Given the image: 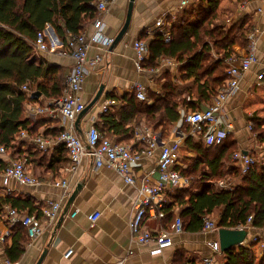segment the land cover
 <instances>
[{
  "label": "trees",
  "instance_id": "1",
  "mask_svg": "<svg viewBox=\"0 0 264 264\" xmlns=\"http://www.w3.org/2000/svg\"><path fill=\"white\" fill-rule=\"evenodd\" d=\"M94 1L0 0V27L8 32L0 47V145L12 158H26L32 166L46 167L57 173L69 163L68 151L62 143L54 147L53 154H48L30 139H19L18 135L25 130L29 138L35 137L41 134L38 128L49 120L45 116H28L27 103L41 97L52 101L63 90V76L57 72V67L42 56L37 61L34 57L37 33L49 24L65 44L67 35L76 34L96 17ZM220 4L221 0H194L182 7L176 22L169 18V40H165L160 32L153 34L144 66H158L161 57L175 62V66L163 70L160 80L157 79L162 92L149 88L150 101L138 100L135 91L122 94L119 98L125 104L117 113L119 119L110 111L101 113L100 124L95 126L101 135L109 137L113 133L118 141L128 138L133 128L125 123L134 118L137 124L145 121L164 137L171 125L183 119L186 112L204 108L212 101L227 76V59L237 56L233 45L247 46V33L253 29V18L249 14L226 23ZM187 80L191 83L186 86ZM23 85L26 90L22 89ZM36 91L40 96L31 99V94ZM109 97L115 99L118 96L109 93ZM250 120L253 132L264 142V130H261L264 122L255 115L250 116ZM60 131L61 128L55 127L45 130L42 135L56 138ZM193 138L187 136L183 142L187 150L195 152L191 167L176 165L183 175L191 178V182L187 187H176L168 193L170 201L163 208L168 219L166 223L170 224L174 219L176 207L184 230L191 233L202 230L206 215L217 217L218 228H237L249 218L253 229L264 228V161L255 162L247 173L239 174V183L220 187L217 182L225 173L227 151L236 141L227 143V136L220 144L205 145L202 139L194 141ZM5 166L6 162L0 159V170L4 171ZM237 170L240 172L238 166ZM7 204L19 213H42L43 202L37 204L29 195L22 198L12 193L0 194V213ZM27 238L25 228L18 224L11 245L6 247L11 261L20 257ZM255 258L253 244L233 246L223 252L221 264H254ZM186 262L202 264L201 259L187 256H182L179 264ZM259 263L264 264V250Z\"/></svg>",
  "mask_w": 264,
  "mask_h": 264
},
{
  "label": "crops",
  "instance_id": "2",
  "mask_svg": "<svg viewBox=\"0 0 264 264\" xmlns=\"http://www.w3.org/2000/svg\"><path fill=\"white\" fill-rule=\"evenodd\" d=\"M128 2L129 0H116L107 12L96 13V16L102 18L105 24L104 32L106 35L115 38L124 23ZM220 6L231 15V18L226 17V19L230 18L234 20L243 14L252 16L254 29L250 32H254L256 54L259 63L252 66L249 71L242 75L239 82V90L234 95L229 96L224 102L219 123L232 122L233 129L231 133L236 134L238 143L242 147L244 145L248 146V148L239 149H245L253 155L256 154L257 156L254 155L255 158L257 157L260 159L259 161H264V142L259 144L262 146L261 148H249L251 145L249 138L251 135H255L251 133L253 130L250 116H258L261 118L260 122H264V111L259 113V110L264 109V80L256 79V73L264 67V3L260 0H250L241 9L235 0H223ZM258 8H261V11H258ZM181 9L180 0H134L130 24L123 37L105 51V48H102L100 45V47L97 44L91 45L88 54L93 56L96 53H104V58L85 77L81 89V96L84 103L87 104L93 98L100 85H103V90L95 104L80 117L77 116L74 121L75 131L82 139H84L86 130L91 125L97 126L96 124H100L102 118L101 113H104L100 111V107L105 99L111 98L109 97V93L115 94L118 97L115 98L116 102L110 106L108 112L110 111L112 114H115V117L119 119L117 113L124 109L125 104L119 97L122 94L134 91V84L136 82H142L146 86V90L153 88L152 90L155 89L157 93L162 92H158L157 88H154L155 85H161L158 80L150 81L148 71H139L137 69L135 64L136 53L133 49L132 42L135 38H141L150 43L153 33H149L147 29L153 26L156 18L165 10L175 13L177 16ZM92 21L90 20L85 26L90 27ZM250 32L247 33V36ZM45 34L47 41L51 45L55 44L58 48L63 45L53 27L52 29L48 27ZM7 37L8 32L1 28L0 47ZM233 46L235 52L238 54L237 56H242L247 51V47L246 49H242L238 43ZM41 56L57 67V72L62 74L63 79L74 63L70 56H63L57 53L47 52L42 53ZM34 57L37 61L38 57ZM162 66L163 70H165L166 68L175 66V64H164ZM190 83L191 80L184 82L186 86L188 84L190 85ZM147 100L150 101V98ZM29 104L49 106L51 105V99L41 97L38 101H29L26 109ZM44 116L49 120L45 121L38 128L41 135L44 134L45 130H53L55 127L61 128L62 121L59 117L52 115ZM179 124L181 126H184V124L187 125L182 119L174 122L168 134L164 137L161 136L162 140L172 139L173 128ZM125 125L133 129L140 126L153 128L145 121L137 124L134 118L126 121ZM44 137L51 139L53 146L40 150L48 154H53L54 147L58 143H55V139L49 134ZM109 138L118 141L117 135L113 133L109 135ZM193 140L198 141L199 139L194 137ZM122 142L132 143V135L122 140ZM183 142L184 139L182 140L180 149L185 148ZM141 145L144 146L145 143L140 142L139 144L135 142V146ZM185 151L195 155L194 150H187L185 148ZM157 153L158 149H155L151 154L144 155L132 167L134 182H126L122 176L111 168L101 167L93 170L90 159L84 158L80 162L76 172L70 175L72 191L77 183H81L82 187L75 195L68 209V211H77L74 223L81 227L82 231L77 236L69 228H66L62 224L64 215L61 223L57 226L54 225L51 227L45 225L43 232L38 237L31 240V242L27 238L23 243V252L15 261H11L8 258L6 247L11 245L18 224L11 225L8 223L2 213L5 210L3 207L0 213V264H36L43 251H45V254L39 264H118L120 260L122 264H179L181 263L182 256L198 260L208 255L210 253V241L217 239V232L214 231L201 230L191 233L183 230L180 234L173 235L172 246L161 249L160 251L155 250L154 240L139 243L131 233L129 222L134 214L135 202L139 197V186L143 181L153 184L157 180ZM9 155L10 153L5 156H0V159L7 164ZM181 163L179 151L178 164L181 165ZM28 167L33 174L40 177L42 181L40 185L30 187L20 185L12 179L4 181V173L0 170V194L12 193L22 198L29 195L37 204L47 198H61L62 189L53 183H49V181L62 176V167L59 173L51 169H46V167H37L31 164H28ZM172 190L173 188H170L161 192L165 204L170 201L168 193ZM67 199L64 201V205ZM96 211L100 215L95 223L91 225L88 220V215ZM174 214H178L176 207H174ZM33 215L37 218L41 217V220H43L42 214L37 215L33 213ZM166 216L165 212L160 217L154 216L151 212L147 211L143 220V226L149 229L152 234H155L158 230L168 226ZM211 219L217 223V217ZM251 229L253 228L250 226L248 230L249 234L245 237L246 242L252 237ZM69 249H72L71 254L68 257H64V254ZM262 249L264 247L259 249L253 246L256 255V264H260ZM221 261L223 262V255Z\"/></svg>",
  "mask_w": 264,
  "mask_h": 264
},
{
  "label": "built area",
  "instance_id": "3",
  "mask_svg": "<svg viewBox=\"0 0 264 264\" xmlns=\"http://www.w3.org/2000/svg\"><path fill=\"white\" fill-rule=\"evenodd\" d=\"M116 0H95L94 6L97 13L107 12L109 7ZM194 0H180L181 7L186 6ZM250 0H242L239 3L240 8H244ZM264 3V0H260ZM261 11V8H258ZM170 20L177 21L175 13L165 10L153 23V26L148 27L149 33L160 32L165 40L171 38V30L169 25ZM48 25V26H47ZM39 31L34 40L35 56L42 59V53H57L63 56H70L73 59V65L63 79V90L59 97L51 101V105L42 106L38 104H29L26 109V114L32 118L44 115L57 116L62 121L61 131L54 138L55 143H62L67 151L69 163L62 167V176L49 181L55 186L62 189L60 199L47 198L43 200L41 214L43 220L37 218L33 214L19 213L10 205H5V210L2 212L4 218L9 224H20L26 230L29 241L38 237L46 226L56 225L64 201L69 197L72 191L70 175H73L80 162L84 158H89L91 168L97 170L101 167L111 168L124 178L126 182H134L132 167L140 161L144 155L151 154L155 149H158L156 172L157 180L155 183L141 182L139 188V197L135 202L134 214L130 219V229L133 236L139 243L149 240L155 241V250H161L173 245V235L183 232V220L176 214L174 219L166 228L158 230L155 234L143 226V220L148 212L154 216L162 217L164 214L163 208L165 200L161 196V192L166 189L176 187H187L190 185L191 178L182 174L176 168L178 165L179 151L182 140L187 136H193L202 139L205 145L220 144L231 133L233 129L232 122L219 123L220 114L223 111L224 102L231 95H234L239 90V82L242 75L249 71L252 66L259 63L256 54V42L254 32H250L247 36L249 44L247 51L242 56H234L227 59L228 68L227 76L222 87L217 94L212 98V101L204 108L188 111L182 121L187 125V129H183L181 124L173 128V138L170 140H162L159 131L149 127H135L132 132V143L115 141L109 137L101 135L94 125H91L87 130L84 139H82L74 128V121L80 112L84 109L85 103L81 96L82 84L88 72L104 58V53H96L93 56L88 54L91 45H100L109 48L114 38L106 35L104 32V22L102 18L95 17L91 26L82 27L76 34L67 35L66 42L60 48L51 45L46 38L45 31L49 27ZM99 46V47H100ZM133 49L136 53L135 64L139 71H148L149 80L155 81L159 79L163 71L164 64H175L169 58L161 57L158 66H144L146 59L149 56V43L141 38H135L132 42ZM257 80H264V67L256 73ZM158 86V87H157ZM158 92L162 91L160 84L155 85ZM26 90V85L22 86ZM146 86L142 82L134 84L135 95L139 100H147ZM153 89V88H152ZM155 90V89H154ZM250 90V89H249ZM248 90V91H249ZM114 98H107L103 101L100 111L107 112L111 105L115 104ZM19 139H30L39 149H47L53 146V141L39 134L35 137H28L27 131L23 130L18 135ZM135 142H144V146H135ZM260 146V145H259ZM262 147V146H260ZM9 154L3 145H0V156ZM234 164L238 166L240 174L247 173L251 166L256 162L255 156L245 149H238L232 154ZM8 162L3 171L4 181L12 179L20 185L36 187L42 183L40 178L33 174L28 167L27 159H14L9 155ZM181 166V165H180ZM220 187L228 188L224 182L218 181ZM77 211H67L62 224L71 230L74 235L82 231V228L74 223V218ZM99 212H93L88 215L90 224L93 225L99 217ZM250 218L244 225L237 228H244L247 231L250 229ZM203 231L217 232L218 227L213 219L209 216L203 217ZM249 234V231H248ZM245 239L242 246L248 245ZM240 245V246H241ZM72 252L69 249L64 257H68ZM223 251L220 249L218 239L210 241V253L202 257V264H220ZM118 264H122L120 260ZM184 264H191L186 262Z\"/></svg>",
  "mask_w": 264,
  "mask_h": 264
},
{
  "label": "water",
  "instance_id": "4",
  "mask_svg": "<svg viewBox=\"0 0 264 264\" xmlns=\"http://www.w3.org/2000/svg\"><path fill=\"white\" fill-rule=\"evenodd\" d=\"M133 3H134V0H129L124 23L122 27L120 28V30L118 31V33L116 34L112 44L117 43L126 33L129 27V24H130V20H131ZM49 28L52 29L50 25H49ZM102 90H103V85H100L95 95L93 96V98L85 105L84 109L80 112L78 117H80L85 111H87L90 107H92L95 104V102L100 97ZM39 96H40L39 92L37 91L33 92V94H31V99H36ZM81 187H82L81 183H77L76 186L74 187L73 191L71 192L70 196L68 197L63 207L62 213L56 223V226L61 223L64 215L67 213L71 203L73 202L75 195L77 194V192L79 191ZM247 234H248V231L244 228L219 227L217 230V239L220 245V249L223 252H225L226 250H228L229 248L233 246H240L242 242L244 241L245 237L247 236ZM44 254H45V251H43L42 255L40 256L36 264H39L41 262Z\"/></svg>",
  "mask_w": 264,
  "mask_h": 264
},
{
  "label": "rangeland",
  "instance_id": "5",
  "mask_svg": "<svg viewBox=\"0 0 264 264\" xmlns=\"http://www.w3.org/2000/svg\"><path fill=\"white\" fill-rule=\"evenodd\" d=\"M222 1L223 0H221V3H222ZM224 12H225V16H224L225 19H226V17H230L231 16L225 10H224ZM177 18L179 19L178 15H177ZM230 18L226 19V23H231L232 22V20ZM227 21H230V22H227ZM253 29H254V24H253ZM248 43H249V40H248ZM241 47H242V49H246L247 46H245V47L241 46ZM233 48H234V46H233ZM236 55H238V54L236 53ZM261 111H264V109L259 110V113ZM182 127H183V129H187L188 128V127H186L185 124ZM259 128H261V127H259ZM261 130H264V128H262ZM251 133L255 134L253 131ZM233 139L236 141L237 144L235 143L234 146L230 147L231 149H229L227 151L228 152L227 158L225 159V162H224V164H225V166H224L225 173L219 179V181L224 182L225 186H227V187H231V186H233V185H235V184L240 182V177L238 176L240 174V172H238V170L236 171V167L237 166H236V164H234V161H233V158H232V154L239 148H248V146L244 145L242 147V145L240 143H238V137L236 136L235 133H229L226 142L230 143ZM249 140L251 142V145L249 146V148H261L259 146V144H261V141H259V139L257 138L256 134L254 136L251 135ZM190 154L191 153H189L188 151H185V148H181L180 149V159H181V162H182L181 166L182 165L183 166H188L189 165L188 167L189 168L191 167L190 164H192L193 156H195V155L193 153L191 155ZM254 155L257 156L256 154H254ZM259 160L260 159H258L256 157V162H258ZM189 175L192 176V174H189ZM217 186H219V183H217ZM213 217H214L213 215L210 216V218H213ZM251 232H252L251 233L252 237L247 242H249V244H253V246H255V247L259 248V249L261 247H264V228H262V229H255L254 228V229H251ZM262 250H264V249H262ZM254 264H256V262H254Z\"/></svg>",
  "mask_w": 264,
  "mask_h": 264
}]
</instances>
